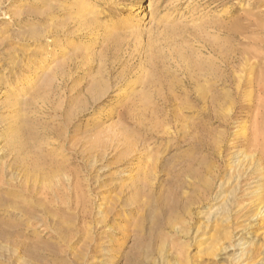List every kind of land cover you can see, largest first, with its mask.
<instances>
[{"label": "rangeland", "instance_id": "1", "mask_svg": "<svg viewBox=\"0 0 264 264\" xmlns=\"http://www.w3.org/2000/svg\"><path fill=\"white\" fill-rule=\"evenodd\" d=\"M256 129L264 0H0V264L257 263V179L234 222L218 209ZM128 135L142 155L113 156ZM200 163L215 191L197 203ZM231 227L249 242L222 252Z\"/></svg>", "mask_w": 264, "mask_h": 264}, {"label": "bare ground", "instance_id": "2", "mask_svg": "<svg viewBox=\"0 0 264 264\" xmlns=\"http://www.w3.org/2000/svg\"><path fill=\"white\" fill-rule=\"evenodd\" d=\"M54 78H55V76H54ZM248 85H250L252 88L253 83L251 81H249ZM260 131H261L260 129L254 130V132H255L254 137L255 138H254V141L252 144L254 150L252 151V153L250 155H249L250 152L248 153V151H247L249 149L248 148L249 145L246 144V142H245L248 140V137H244V139H245V141H244L245 144L243 147L244 151L242 152V151L238 150L239 152H242L241 157L237 158L236 157L237 154H235L234 156L237 158V160H235L234 163L232 162L227 166L229 168V176H228L229 178L227 180L219 179V181H218L220 183V187H225V189H232L231 194L228 193L227 195H225V198H224L225 201L223 202V200H222L223 204H222V206H220L218 208L219 211L224 210L225 212H227L225 214H227L229 216V221H231V220L233 221L234 216L237 217V215H239L240 213H242L244 211V204H243L244 201L242 200L243 202L240 203L239 200L237 199V194H238V192H240L241 193L240 195L243 197V195H242L243 190L242 189H243V187H245L244 185L253 179H257V182H255L257 187H256V189H254V192L252 191L253 193L251 192L252 193L251 194V200H252L251 203H252L253 207H256V211H257L256 216L259 217V216H262L264 214V146H263L264 140L260 137V135H261ZM7 134H8V139H7L8 141L7 142H8V144H10L9 146L13 150L14 155L16 154V156H18L24 150L29 149L28 141L26 139L23 140V138H19L17 131L9 129L7 131ZM130 139H131V136L128 135L127 137H125L123 139V142H124L123 145H119V144L116 145V146H121L122 147L121 150L114 149V148H110L107 150H112L111 153L113 154V156L118 157L120 159L125 158V157H130V156H131V158H133V154L136 152L138 153L140 151V146H139L140 143H139V141L132 140V139L130 140ZM26 152H29V151H26ZM24 156H25V154H24ZM27 156H28V153H27ZM18 157H15L16 160L20 159ZM20 157H22V156L20 155ZM139 157H141V156H139ZM201 163L199 166L201 169L200 168L198 169L199 172L197 171L194 174H192V176H191L192 179L195 180L194 183H191V186L195 191L198 192L196 195L197 199L194 198L197 201V203L208 201L209 196L211 195L210 192L213 191V186H212L210 181H207V179H210L213 182V178H214L213 174L215 172V168H210V166L209 167L208 166L203 167L204 164H201ZM140 169H141V167L138 164L135 167V169L130 172L132 174L131 177L133 179L136 178L140 174L139 173ZM134 173H135V175H134ZM216 175H218V174H216ZM254 176H256V178H253ZM215 179H216V176H215ZM134 184L135 183H133V185ZM246 186H248V185H246ZM250 186H252V185H250ZM246 190H248V189H246ZM229 194H230V196H229ZM137 195H138V193H137ZM230 197H231V199H230ZM211 198H212V196L210 197V199ZM242 199H244V198H242ZM191 201H193V198L190 199V202ZM217 201H218V199H217ZM227 204H229L228 207H227ZM247 206H248V204H247ZM102 208H103V204H101L99 206V209L102 210ZM103 211H102V213H103ZM103 217L104 216H102V218ZM214 226H215V224H214ZM198 231H199V229H198ZM227 231L228 232H226V234H224L225 236L223 239L227 243L224 245H221V247H220L222 252H227L231 248H235V247H239V246H245L246 244H248L249 241L245 242V238H244L245 235L243 237L241 234V236L236 240V238L241 233V231H239L238 228L232 229V227H231ZM203 240H205V239H203ZM236 243H238V244L236 245ZM250 246L253 247L254 245L251 244V242H250ZM242 250L243 251L239 255V258H237L238 259V261H236L237 264H243V263L244 264H260V263L264 264V257L259 260V258L262 257L261 253L258 257L259 261L257 263H254L252 261L254 260V255H255L254 253L255 252L252 253L251 252L252 249L250 250V248H249V250H248V248L242 249ZM234 256H235V254H234Z\"/></svg>", "mask_w": 264, "mask_h": 264}]
</instances>
